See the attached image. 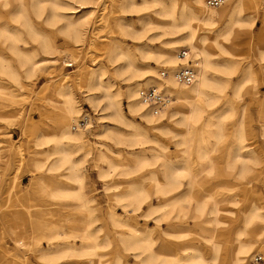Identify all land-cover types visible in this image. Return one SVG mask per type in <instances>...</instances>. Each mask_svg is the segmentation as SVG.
<instances>
[{
  "label": "rangeland",
  "instance_id": "obj_1",
  "mask_svg": "<svg viewBox=\"0 0 264 264\" xmlns=\"http://www.w3.org/2000/svg\"><path fill=\"white\" fill-rule=\"evenodd\" d=\"M21 1L24 15L17 7L18 0H7L5 7L0 2V54L5 67L0 74V82L4 84L0 88V264H87L91 257L69 256L60 263L51 258L55 251L87 247L89 241L81 240V234L89 218L92 230H99L97 237L103 246L99 255L105 264H114L118 256L123 257L122 264H142L122 251L113 234L109 212L114 209L121 217L123 213L112 195L126 187L147 185L151 171L160 173L161 148L166 149L168 158L175 160L181 156L183 147L178 144L181 137L160 134L132 114L127 107L126 90L135 81L145 79L149 74L147 65L155 67L154 52H167L186 34L181 28H172L171 18L161 6L174 2V15L178 17L181 5L190 0H132L128 8H121L119 0H60L62 4H72L73 9H66L65 13L73 23L61 18H52L51 22L46 15L39 16L30 0ZM238 19L244 24L253 20V24L239 30L234 40L225 42L230 55L220 54L215 48L211 50L216 53L214 62L228 64L233 74L222 77L217 73L227 81V86L211 94L205 114L212 117L210 131L214 133L207 138V146L216 164L215 174L199 177L204 189L222 187L224 194L238 202L236 206H222L225 212L235 214L234 217L221 216L229 223L221 237L224 241L221 257L225 261L233 240L231 230L242 226L241 209L252 202L251 197L264 217V0H248ZM221 28V23H216L212 30L201 27L203 30L199 33L210 35ZM14 36L21 39L17 46L12 44ZM8 38H12L11 41ZM171 51L172 48L169 53ZM21 52L30 54L28 61L22 59ZM128 59L135 62L137 70L122 69ZM187 60L194 65L192 55ZM176 61L178 67L180 61ZM247 71L252 74L250 78L244 77ZM157 75L155 77H159V72ZM61 89L70 96L77 110V124L71 132L81 131L84 136L81 141H64L62 145L53 139L61 121L69 124L60 105ZM107 93L115 97L113 101L120 115L109 105ZM168 95L174 102V96ZM176 106V103L170 104L164 111L163 123L171 119L170 113ZM84 115L88 117V125L79 128L78 120ZM202 128L205 129L203 122L195 127L198 138ZM218 129L220 132L215 136ZM138 130L145 132L148 143L140 140L137 144L134 136L138 135ZM239 139L243 152L253 154L246 162L249 170L244 178L234 175L239 172L240 164L235 165L232 173L225 166L226 162L234 160ZM54 145L67 150L70 163L76 169V181L65 180L69 173L67 164L51 176L48 173L50 164L58 157H49ZM101 152L122 169H108V164L100 158ZM133 163L138 167L141 163L147 165L130 173L128 167ZM104 172L109 173L108 176H101ZM53 193L81 196L92 213L88 215L80 207V198L54 199ZM151 202L156 204L155 200ZM145 209L147 206L139 215ZM139 222L143 224L145 220L141 218ZM189 224L193 225L191 220ZM147 225L153 227V221H148ZM166 226L162 224V228ZM13 227L25 233L20 232V237H16ZM247 231L243 240L252 236L264 250V221H255ZM21 238L24 246L19 243ZM190 238L200 241L206 258L211 256L209 244L195 234ZM40 254L46 256L39 258ZM180 257L185 260L187 255Z\"/></svg>",
  "mask_w": 264,
  "mask_h": 264
},
{
  "label": "bare ground",
  "instance_id": "obj_2",
  "mask_svg": "<svg viewBox=\"0 0 264 264\" xmlns=\"http://www.w3.org/2000/svg\"><path fill=\"white\" fill-rule=\"evenodd\" d=\"M0 2H2L3 7H5L8 3L7 0H0ZM18 2L19 6L17 7L19 8L21 14H23V3L21 0H18ZM30 2L36 9L39 16L46 15V19H51V22H53L52 18H61L67 23L74 22L65 13L66 9H73L71 8L72 4H62L60 0H30ZM247 2L248 0H227L218 8H209L206 4V0H190L188 4L181 5L178 17L174 15V2L163 4L161 7L163 8V12L171 18L172 28H181L186 34L183 39L181 38L182 40L175 42L177 44L171 47V53H169L171 48H168L167 52H154L153 61L156 63L155 67L147 65L146 69L149 74L145 77V79L135 81L132 85L127 87L126 99L129 111L143 119L148 127L157 130L160 134H172L173 137H181L182 140L178 142V144L183 147L181 156L177 157L175 160L168 158L166 149L161 148L160 155L158 157V161H160L159 165L161 166L160 173L151 171L146 179L148 181L147 185H140L131 188L126 187L124 190L122 189V191L112 195L114 199L113 201L116 202L117 206L120 207L123 213V216L121 217L114 209H111L109 212L108 218L113 228V234L117 236L118 241L121 244L122 251L126 252L129 256H131V259L138 261L139 263L247 264L248 258L251 254L261 252L264 255V250L257 244L254 237L247 236L245 240L242 238V236L248 233L247 229L255 221H264L261 208L258 203L253 200V197H251L252 202L244 205L241 209L242 226H238L231 230L233 240L229 250V257L226 261L222 259L221 251L224 241L221 237L225 234L229 223L227 221H223L221 216L223 214H227L232 217L235 216V214L232 213L233 211L225 212L222 209V206L224 204L236 206L238 205V202L236 199L228 197L224 194L222 187H218L216 190L204 189L199 180L200 176H210L215 174L213 171L215 170L216 164L211 159V149L207 146V138L211 135V133H214L210 131L212 117L205 114L210 106L209 99L211 94L217 91L221 92L227 86V81L224 80V78L221 79L217 73L222 75V77H224V75L228 76L233 74V69L230 68L228 64L225 63L220 65L216 63V61L214 62L213 57L216 53L211 50L212 48H215L218 52H220V54L230 55L225 42L228 43L231 40H234L239 30L242 31L252 26L253 20L244 24L240 19H238L243 5ZM118 3L121 8H128L131 5L132 0H119ZM21 17L22 16H20V18ZM24 19L27 23L30 22L27 18L24 17ZM51 22L49 24H51ZM216 23H221L222 25V28L217 32L213 33L214 31H212L210 35L199 33L200 30H203L201 27L204 26L212 30ZM25 27L27 28V25ZM30 30L33 29L31 28ZM5 32L8 33L9 31ZM5 34L6 33H4V35ZM6 36H8V34ZM38 36H36V38ZM8 39L10 40L12 38ZM36 40L33 42H36ZM20 41L21 39L14 36L12 40L13 46H17ZM12 44L9 43L11 46ZM174 51H185L186 56L184 59H180L178 56L179 53L173 54L172 52ZM153 55H151V57ZM190 55L194 58V65L187 60ZM21 56L22 59L28 61L30 54L28 56L25 52H21ZM38 58H40V56ZM2 59L3 58L0 54V74L5 71ZM176 59L180 61L178 67ZM185 60H187L186 63L184 62ZM187 63L191 64L196 71L195 82L189 86L180 85L174 79L176 69L181 65H187ZM134 64L132 60L128 59L126 66H123L122 69L126 68L128 71L130 68H133L134 70H137ZM67 66H69V64H67ZM159 69H162L161 71H166L167 77L162 78L160 75L159 77H155L158 76V72H161ZM245 74V78H250L252 75L250 71H247ZM132 77L133 76H131V78ZM3 86L4 84L0 82V88ZM149 86L163 88L167 96H169L168 94L174 96V102L170 101L171 96H169L170 98L167 100V105L155 113L154 110L156 108L145 105L139 98V92L144 88L147 89ZM87 90L89 91V88ZM59 95L62 98L60 105L62 112L64 113V119H67L69 124L66 125L64 121L59 123L58 132L53 138L54 141L57 139L56 141H59L62 145L64 141L78 142L83 140L84 136L81 131L78 134L71 132L72 128L77 124V110L73 106L72 99L64 91V89L59 90ZM106 97L109 105L114 107L115 114L120 115V109L113 101L115 97L111 96L109 93L106 94ZM173 103H176L177 106L172 109V112L170 113L171 119H169L167 123H163V117L166 116L164 111H166L170 104ZM83 117L86 119L88 118L85 115ZM201 122H203V126L205 125V129H201L199 134L200 138H198L195 134V127ZM87 125L88 123L84 124V126ZM138 132V135L134 136L137 144L140 140H143L144 143H148L149 139L145 132H143V130H138ZM219 132L220 131L218 129L215 136L218 135ZM196 138H198V141ZM239 140V146H236L235 148L236 151L233 156L234 160L232 162H226L225 166L227 171L232 173L235 165L240 164L241 168L239 172L234 175H236L237 178H244L245 172L249 170L248 167H246V162L247 160L252 159L253 154H249V151L247 152L245 150L243 152L244 146L241 144V139ZM56 145H54L53 149L49 152V157L53 155H58V157L50 164L47 169L48 173L51 176L54 172L58 171L60 167L67 164L69 165L67 168L69 173L65 176V180L76 181L78 176L74 165L70 163V155L64 147L60 148ZM100 158L108 164V169H122L121 166L111 163L107 154H101ZM146 165L147 163H141L138 167L133 163V165L128 167V169H130L129 172L132 173L134 170H138ZM107 172L102 173L101 176H108L109 173ZM120 173L125 174L126 172L120 171ZM51 197L54 199L80 198L82 201L80 207L84 208L88 215L92 213L89 210L87 203L81 196L66 193H53L51 194ZM152 200H155L156 204L151 202ZM144 206H147V209L144 210L142 215H139V212ZM141 218L145 220V223L141 224L139 222ZM189 220L192 221L193 225L189 224ZM148 221H153V227H149L147 225ZM175 221L178 222V224H175ZM162 224L167 225L165 229L162 228ZM18 227L12 228L15 231L14 233L16 237H20V232L23 233V231H20L21 229L16 231ZM194 229L196 231H194ZM98 231L96 232L92 230L91 220L89 218V221L81 234V240L89 241L87 247L82 248L81 250L65 249L55 251L52 253L51 259L55 263H60L65 257L69 256L91 257L92 259L88 261L87 264H105L102 260V256L99 255V251L103 248V246L102 242L98 240ZM191 234H195L201 241L210 245L212 254L209 258L205 257L204 250L200 246V241L190 238ZM50 239L52 240L54 238ZM19 243L24 246V239L21 238ZM182 254L187 255L185 260L180 257ZM45 256V254H40L39 258ZM122 262L123 257L118 256L114 264H122Z\"/></svg>",
  "mask_w": 264,
  "mask_h": 264
},
{
  "label": "built area",
  "instance_id": "obj_3",
  "mask_svg": "<svg viewBox=\"0 0 264 264\" xmlns=\"http://www.w3.org/2000/svg\"><path fill=\"white\" fill-rule=\"evenodd\" d=\"M226 1L227 0H206V4L209 8H218ZM178 56L180 59H184V57L186 56V52L181 51ZM159 75L160 77L165 78L167 77V72L161 71ZM174 79L180 85H192L196 79V71L189 63H187V65L185 66L181 65L174 73ZM139 98L145 105L156 108L154 112L157 113L158 110L160 111L167 105V100H169L170 97L165 94L163 88L152 86L147 89L141 90L139 92ZM87 123L88 118L86 119L84 117H81L79 119V128H82L84 124ZM263 262V256L260 253H256L250 257L247 264H263Z\"/></svg>",
  "mask_w": 264,
  "mask_h": 264
}]
</instances>
